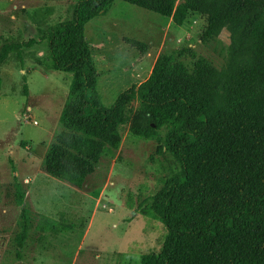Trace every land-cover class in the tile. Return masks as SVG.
I'll return each instance as SVG.
<instances>
[{"label":"trees","instance_id":"1","mask_svg":"<svg viewBox=\"0 0 264 264\" xmlns=\"http://www.w3.org/2000/svg\"><path fill=\"white\" fill-rule=\"evenodd\" d=\"M121 1L176 25L205 14L204 41L227 23L248 19L253 57L219 75L204 57L188 67L163 51L145 80L105 106L85 25L112 0H75L72 17L48 25L38 38L47 44L39 64L71 75L62 128L48 146L44 170L82 187L101 157L118 148L129 122L132 134L152 139L156 153H167L177 165L144 203L142 212L159 220L165 235L159 250L143 254L140 264H264V0H210L203 7L194 0ZM35 42H2L0 64L10 53L22 62V47ZM127 43L146 52L143 42ZM17 190L22 206L24 193ZM24 237L23 229L18 247Z\"/></svg>","mask_w":264,"mask_h":264},{"label":"rangeland","instance_id":"2","mask_svg":"<svg viewBox=\"0 0 264 264\" xmlns=\"http://www.w3.org/2000/svg\"><path fill=\"white\" fill-rule=\"evenodd\" d=\"M74 1L0 0V46L36 40L22 47V62L10 53L0 64V264H140L143 254L159 250L165 235L162 223L142 209L177 165L167 153H156L152 139L132 134L129 122L118 148L101 157L82 187L44 170L48 146L62 128L71 75L39 64L47 44L38 38L48 25L72 17ZM194 1L203 7L210 0ZM205 22L200 14L176 25L170 17L112 0L85 25L103 105L145 80L163 51L188 67L204 57L219 75L253 57L248 19L227 23L204 41ZM127 39L143 42L146 52ZM129 107L131 117L137 102ZM17 186L24 193L22 206Z\"/></svg>","mask_w":264,"mask_h":264}]
</instances>
